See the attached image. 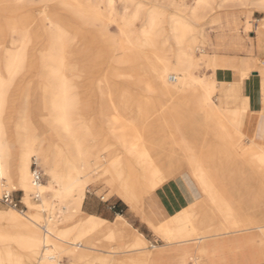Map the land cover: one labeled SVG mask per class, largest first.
Here are the masks:
<instances>
[{
  "label": "bare ground",
  "instance_id": "bare-ground-1",
  "mask_svg": "<svg viewBox=\"0 0 264 264\" xmlns=\"http://www.w3.org/2000/svg\"><path fill=\"white\" fill-rule=\"evenodd\" d=\"M31 1L0 0V194L3 188L19 189L26 207L25 213L0 209V264H58L61 253H69L73 264H147L157 246L148 248V240L121 215L108 221L81 211L85 190L93 182L87 176L90 171L110 187V194L142 214L164 246L194 247L189 264H203L208 238L253 228L264 238V143L254 139L239 143L248 105L228 107L213 100L218 91L217 64L215 55L203 49L202 26L209 13L225 7L254 6L264 11V0H193L191 5L162 0L175 10L165 20L167 10L160 5L146 7L145 0H123L132 10L122 14L115 11V0H40L46 4L39 14L49 40L41 55L47 106L39 105L48 109L39 111L41 120L36 121L25 112L11 127L6 121L12 112L9 86L32 70L28 27L40 29L32 16L12 14ZM49 3L69 17L52 11ZM71 17L83 26L84 40L77 38L80 31L70 30ZM112 26L118 32L111 35ZM261 26L264 29V22ZM87 27L110 37V65L123 67L122 72L114 67L113 76L132 86L119 90L106 79L97 81L96 112L105 133L93 118L94 102L82 101L78 91L77 67L85 62L87 76L100 54ZM13 32L19 37H12ZM260 94L264 100L262 85ZM261 113L264 116V108ZM207 141L225 146L201 149ZM168 142L171 146L166 148ZM112 143L118 150L110 156ZM102 151L111 158L106 165ZM215 154L227 160L240 155L239 167H247V174L225 173L224 169L234 168L219 165V159L212 158ZM32 158L43 168L45 183H34ZM32 194L38 196L36 203ZM51 198L59 206L42 223L41 212L49 208ZM259 205L263 213L256 215ZM62 215L70 226H58ZM74 228L79 235L68 247L45 234L66 237ZM94 235L95 248L83 244ZM124 238H129L121 246L124 250L112 246ZM120 253L127 255L123 261L117 258Z\"/></svg>",
  "mask_w": 264,
  "mask_h": 264
},
{
  "label": "rangeland",
  "instance_id": "rangeland-1",
  "mask_svg": "<svg viewBox=\"0 0 264 264\" xmlns=\"http://www.w3.org/2000/svg\"><path fill=\"white\" fill-rule=\"evenodd\" d=\"M147 3L146 7H155V6H162L165 10H167V13L165 14V19L169 17L170 13L174 12L173 7L169 6L167 3L161 2L162 0H145ZM180 1V0H179ZM186 4L191 5L193 3V0H183ZM46 4L41 2L40 0H34L31 1L29 5L23 7V11L20 12H15L12 14L13 16L17 15L19 17H27V16H32L34 19L33 23H35L38 27L40 26V29H37L34 31L31 26L28 28L31 29V41L29 45L27 46V50H30L32 53L31 57V64H33V68L28 73L25 75L20 83H16L13 85H10L9 87V94H8V104L10 106L9 112H10V117L7 118L6 121L9 122L10 126L12 127L13 125L17 124L21 117L28 113L32 114V120L34 121L41 120V117L38 115L39 111H43V109H48L47 107L40 108L39 104H43L44 106H47V96H48V91H45L44 84L41 83L42 77H43V68H41V55L45 51L48 45V40H49V32H47L46 25L44 23V20L41 17L40 9L43 8ZM50 9L52 11L56 12H61L62 16L65 18L69 17L65 13H63L60 10H54L56 8L54 3H49ZM114 9L116 12L122 14L125 11L130 12L132 10V6L129 5V3L124 2L123 0H115L113 1ZM243 6H234L231 8L225 7L220 9L219 11L209 13L207 17L202 21V26L204 27L203 31L205 33L206 40L203 44V49L205 50L206 53H221V54H228V55H241V56H254L257 58L258 62L260 65L264 62V52L259 51L257 48L256 44V27L262 30V33L264 34V29L261 26V23L264 22V11L260 10L259 8L257 9L254 6H248V7H243ZM128 8V9H127ZM122 11V12H121ZM142 19V18H141ZM141 19L137 20L135 23L134 28L138 29L140 25ZM217 19V21H215ZM71 22V31L75 33L77 30L80 32H76L77 38L84 40V31H83V26H79L77 24L76 20L74 18H70ZM140 22V23H139ZM31 23V25L33 24ZM24 26L28 24L22 23ZM35 26V27H37ZM31 27V28H30ZM89 31V35H91V43L92 45H96L97 49L100 51L99 56H97V59L92 66L91 70L87 73L86 76V67H85V62H82L77 68V74L80 76V79L78 80V86L79 89L78 91L80 92V96L82 101L87 103V99L91 100L94 102L95 106V112L92 114L93 118H95V121L97 124L100 126L101 125V131L103 133L106 132L105 127L102 125V122L100 121V116L98 115V112H96L98 104H95V102L99 101V98L97 97V81L98 80H105L108 82L110 85L113 87L123 90L124 88H132L130 84H127V80L122 79L120 76H113V70L114 67L118 72L123 71L122 66H114L112 67L110 65V60L108 57L109 54V46L111 43V39L107 35H102L98 30H94L93 28L87 27L86 28ZM25 30V28H21L19 31L22 33ZM111 35L116 34L118 31L112 26L111 27ZM166 32L168 33V30L166 29ZM3 33H5V36L8 35L5 30H3ZM18 38L19 33L18 32H13L12 37ZM85 58V56H84ZM32 66V65H31ZM115 71V70H114ZM215 78L217 81H232L233 79V72L232 71H226L223 73L222 71H219L215 73ZM247 81H254V84H259L258 77L254 76V73L252 72L251 75H249V78L245 79L244 82ZM257 84V86H258ZM222 88H227L228 85L225 84L221 86ZM241 94H245V87L244 83L242 84L241 88ZM83 97V98H82ZM138 97V95L134 96ZM219 94L216 91L215 95L213 96V100L217 102L218 104H222L219 100ZM254 99H257L259 103V90L255 92ZM88 106V105H87ZM228 106L229 105H225ZM44 109V110H45ZM26 112V113H25ZM261 117L259 113H257L255 110H248V112L245 113V123L243 127V136L239 143L246 144L251 142L253 138H255L257 141L264 142L262 139H258L255 136V130H256V125L258 119ZM85 121L88 122V112L85 115ZM102 138L101 136H97V139ZM46 143V141H44ZM168 148L171 146V143H165ZM225 144L221 142L217 143H212V142H206L204 145H202L200 148H223ZM108 151L110 152V156H113L115 152L118 150V146L116 144H111L108 146ZM95 150H98V148H95ZM121 152V151H120ZM201 152V151H199ZM103 156V162L106 165L109 161L110 156L107 155L108 153L102 151L100 152ZM106 153V154H105ZM106 155V156H105ZM105 156V157H104ZM122 156V153L120 154ZM167 158V157H166ZM213 159H219V165L221 166H229L230 168L234 169H224L223 171L225 173L232 172V173H238L237 177H243V175H246L248 172L247 167H239L240 164H242V159L240 155L235 154V157L224 159V155L222 154H215L212 156ZM111 159V158H110ZM33 164H32V169L37 166V169L40 170L42 174V181L45 183L47 181V176L43 174L44 170L41 167L40 164L36 162L34 158L31 159ZM215 174V172H211ZM88 177H93V182L88 186L85 190V195L87 197V203L88 205H93V209H98L100 211H103L105 208L106 204L109 202H120L122 204V207L124 208V215L123 218L126 220L127 223L130 224L131 227L139 231L140 233L143 234L145 239H147V247L151 248L152 245H164V242L154 230H152L147 222L145 221L144 217L140 212L134 211L128 204H126L124 201H122L116 194H110L109 190L110 187L102 181L100 177L93 171H90L87 173ZM261 177H264L261 175ZM255 187H252L251 192H254ZM4 188L1 192L3 193ZM13 195V197H18L21 198L22 201V191L17 189L14 191H10ZM100 193H103V195H99ZM0 194V196H1ZM31 201L36 203L38 200L37 198L34 199L33 194L30 195ZM23 203V202H22ZM24 205V204H23ZM249 203L245 204L244 208L249 207ZM261 205V204H260ZM257 207L258 209L255 210L256 215H261L262 209L261 207ZM59 206V202L57 200H53L52 198L50 199V204L49 208H47L45 211L41 212V215L43 216L42 223L45 222L46 218L48 217V212L49 211H56V207ZM25 207V205H24ZM5 208H12L9 205L4 204L0 200V209H5ZM15 209V208H14ZM15 210H20L15 209ZM26 207L23 208V212L25 213ZM83 212V210H82ZM84 213V212H83ZM58 215H61L59 212L57 213ZM67 214L70 215L72 214V211L70 209L67 210ZM85 214V213H84ZM46 217V218H45ZM58 226L61 227H66L71 225L70 221H64L63 220V215L62 217L59 218L57 221ZM61 225V226H60ZM257 230V228H253L251 230ZM260 231V230H259ZM45 233V232H44ZM233 233V232H230ZM46 236L52 241H58L61 245H65V247L69 246V242H73L75 237L79 235L78 228H74L71 230V233L66 236L62 237L60 236L58 238L57 233H45ZM229 234V233H228ZM262 234V232H261ZM211 239V238H208ZM90 241L87 243V246L89 248H95V235L91 236L89 239ZM258 240V237L256 238V241ZM129 238L126 239H120L116 243H112V246H120L117 248V250L121 251L124 250L121 246L124 244L128 243ZM219 241V240H218ZM82 243V242H81ZM89 243V244H88ZM111 246V248H112ZM150 246V247H149ZM100 249H106V248H101L98 246ZM113 249V248H112ZM116 250V249H115ZM155 250V249H154ZM94 254H96V250H93ZM65 257V261L63 264H73V258L69 253H61L60 256L57 258L62 259ZM71 257V258H70ZM127 255H123V253H120L117 258L120 261H123L126 259ZM124 258V259H123ZM47 264V263H45ZM130 264V263H129ZM264 264V262L262 263Z\"/></svg>",
  "mask_w": 264,
  "mask_h": 264
},
{
  "label": "crops",
  "instance_id": "crops-1",
  "mask_svg": "<svg viewBox=\"0 0 264 264\" xmlns=\"http://www.w3.org/2000/svg\"><path fill=\"white\" fill-rule=\"evenodd\" d=\"M256 44L259 51L264 49V34L259 27H256ZM215 55V63L217 67L215 73L222 71L233 72L232 81H216L218 82L219 100L222 104L229 107H240L248 105V112L255 110L261 115L257 121L255 136L264 141V116L261 110L264 108V100L261 99V85L264 90V62L260 65L254 56L228 55L221 53H211ZM242 72L256 73L260 86L253 84L254 81L244 82L249 76L242 77ZM244 83L245 94H241L242 84ZM227 84V88L221 86ZM259 90V103L254 99L255 92ZM264 98V97H263ZM245 112V113H246ZM245 116V114H244ZM244 118V117H243ZM245 123V118H244ZM244 123L241 126L242 130ZM256 140L255 138H253ZM252 139V140H253ZM260 143H264L258 141ZM88 215H96L104 220L114 221L118 215L123 217L124 208L120 202H109L103 211L93 209V205H88L85 196L81 211ZM142 234V233H141ZM258 240L256 241V238ZM219 240V241H218ZM264 238L259 229L238 231V233H229L221 235L218 238H211L205 241L206 252L202 258L203 264H262L264 262ZM195 254L194 247L191 245L174 246V245H158L154 253L147 259V264H189L192 256ZM191 256V258H190ZM257 257V259H256ZM257 260V261H256Z\"/></svg>",
  "mask_w": 264,
  "mask_h": 264
},
{
  "label": "built area",
  "instance_id": "built-area-1",
  "mask_svg": "<svg viewBox=\"0 0 264 264\" xmlns=\"http://www.w3.org/2000/svg\"><path fill=\"white\" fill-rule=\"evenodd\" d=\"M42 174L40 172L39 169H37V166H35L33 168V178H34V183H38L40 181H42ZM38 196L35 194L34 196V199H36ZM0 200L6 204V205H9L11 206L12 208H15V209H20V211H23V208L24 205L21 201V198H16V197H13L12 193L11 192H7V191H4L1 196H0ZM65 257H63L62 259H59L57 261L58 264H63L64 261H65ZM34 264H41L40 261H38L37 263H34Z\"/></svg>",
  "mask_w": 264,
  "mask_h": 264
},
{
  "label": "snow or ice",
  "instance_id": "snow-or-ice-1",
  "mask_svg": "<svg viewBox=\"0 0 264 264\" xmlns=\"http://www.w3.org/2000/svg\"><path fill=\"white\" fill-rule=\"evenodd\" d=\"M99 195H101V196H102V195H103V193H100Z\"/></svg>",
  "mask_w": 264,
  "mask_h": 264
}]
</instances>
